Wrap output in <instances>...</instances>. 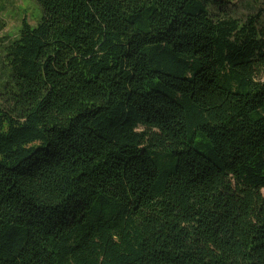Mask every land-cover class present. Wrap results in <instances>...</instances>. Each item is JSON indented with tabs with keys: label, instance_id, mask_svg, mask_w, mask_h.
I'll use <instances>...</instances> for the list:
<instances>
[{
	"label": "trees",
	"instance_id": "obj_1",
	"mask_svg": "<svg viewBox=\"0 0 264 264\" xmlns=\"http://www.w3.org/2000/svg\"><path fill=\"white\" fill-rule=\"evenodd\" d=\"M35 1L0 38V264H264L263 12Z\"/></svg>",
	"mask_w": 264,
	"mask_h": 264
},
{
	"label": "rangeland",
	"instance_id": "obj_2",
	"mask_svg": "<svg viewBox=\"0 0 264 264\" xmlns=\"http://www.w3.org/2000/svg\"><path fill=\"white\" fill-rule=\"evenodd\" d=\"M263 12L262 21L264 22V0H230L226 4V14L237 18L245 19L246 16H256ZM42 15V9L35 0H0V38L9 37L14 39L20 28L22 20L34 26ZM3 54L0 51V83L7 74V68ZM5 63V62H4ZM172 166L169 167V170ZM264 195V189L262 190Z\"/></svg>",
	"mask_w": 264,
	"mask_h": 264
}]
</instances>
